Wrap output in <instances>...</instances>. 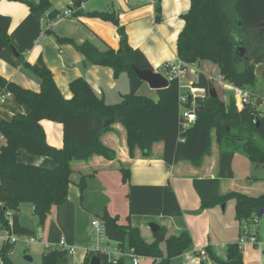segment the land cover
Instances as JSON below:
<instances>
[{
  "label": "trees",
  "instance_id": "obj_1",
  "mask_svg": "<svg viewBox=\"0 0 264 264\" xmlns=\"http://www.w3.org/2000/svg\"><path fill=\"white\" fill-rule=\"evenodd\" d=\"M83 1L75 0L77 5ZM23 2L37 18L48 16L55 20L59 14L49 0ZM160 12L159 7L157 21ZM77 16L111 23L120 36L119 46L101 51L91 42L77 44L73 39L60 37L58 41L72 44L92 64L111 68L116 78L127 73L130 91L122 96L119 103L109 104L85 79L78 78L70 83L72 98L67 99L47 67H34L27 61L23 62L25 68L41 82L39 92L0 76L3 94L14 95L16 101L28 109L24 114L0 119V132L7 141L0 151V231L7 230L20 237L34 236L33 231L19 223L21 205L31 204L34 215L44 226L54 206L68 198L74 161H89L94 156L109 161L117 158L116 152L102 141V136L113 132L116 124H121L126 130L132 157L136 149L148 157L153 146L162 142L163 157L168 165L186 161L200 166L211 153L215 135L221 148L242 149L257 167L264 168V114L259 108L260 97L254 95L252 101L245 105L240 104L235 97H231L229 102L223 101L219 95L211 97L209 91L214 85L205 74L199 73V81L195 85L204 88L207 96L197 99L196 123L184 130L178 80H172L168 88L157 91V101L138 94L144 83L134 73L132 66L140 70L154 69L146 55L129 44L126 27L121 24L118 13L82 11ZM181 18L184 27L178 34L177 54L182 62L187 65L201 61L213 62L218 66L223 81L239 89L254 88L259 79L264 80V0H190L188 12ZM10 25L11 19L0 15V55L5 49L13 50ZM50 32L48 29L47 33ZM240 44L247 49L248 62L236 52ZM186 107L190 108L191 104L188 103ZM43 120L63 125V148L48 144L41 124ZM260 141L263 146L258 144ZM21 150L50 158L54 167L21 162ZM121 172L123 182L129 183L130 170L122 166ZM87 180L88 177L83 176L79 183L82 194L87 187ZM230 200L235 202L236 219L242 230L245 225H259L262 218L260 212L264 209V194L249 196L241 192H229L203 200L202 208H213ZM8 213L12 214L10 218ZM100 218L109 241L122 248H132L138 255L152 258L153 264L158 260L159 264H171L173 259L181 257L193 247L188 232L170 236L165 227H160L154 240L148 242L140 228L121 224L119 216H113L105 210ZM163 244L165 252L161 247ZM14 245L5 241L0 249L2 264H15L10 257ZM206 252L209 259L217 264H244V252L239 242L228 245L225 259L210 248ZM96 255L101 264H110L105 254L93 252L89 253L84 264H90ZM69 257L68 249L51 247L43 255L41 264H69ZM124 263V260L119 261V264Z\"/></svg>",
  "mask_w": 264,
  "mask_h": 264
},
{
  "label": "crops",
  "instance_id": "obj_2",
  "mask_svg": "<svg viewBox=\"0 0 264 264\" xmlns=\"http://www.w3.org/2000/svg\"><path fill=\"white\" fill-rule=\"evenodd\" d=\"M49 1L53 9L62 11L74 0ZM160 8L159 21L153 9L148 6L133 7L125 4L115 10L108 7L92 11L117 12L121 24L126 27L131 47L140 49L154 71L161 73L164 64L178 60L177 38L184 27L181 16L188 12L190 0H162ZM0 15L11 19L9 35L17 53L5 49L0 55V76L6 80L39 92L41 82L33 72L25 68L23 62L27 61L34 67H47L67 99L72 98L70 83L78 78L85 79L109 104L119 103L122 96L130 91L127 73L116 78L111 68L92 64L72 44L58 41L60 37L73 39L77 44L91 42L101 51H106L108 47L117 48L120 36L111 23L97 18H65L54 21L51 32L47 33V20L35 17L25 2L16 0H2ZM190 68L205 74L217 91L220 89L226 92L227 96L224 93L222 96L218 94L223 101L227 102L228 95L234 93V87L223 81L218 66L213 62L201 61L190 65ZM216 73L219 74L218 79L215 78ZM187 76L189 80L193 77L189 71ZM247 89L258 97H264V80L259 79L254 88ZM138 94L158 100L157 91L146 83ZM27 110L12 94H6L5 100L0 101V119H10ZM41 124L48 144L63 148V125L49 120H43ZM102 141L116 152L117 158L109 161L94 156L89 161H74L68 198L54 206L44 226L40 225L34 215L31 204L21 205L19 223L33 231L38 241L31 243L27 238L18 241L31 245L34 253L32 261L26 260L27 256H21L23 247L17 249L18 242L15 243L10 253L15 264H31L37 257L41 264L48 248L61 247L62 241L66 249H74L69 264H84L94 245L95 229L91 223L98 221L103 225L100 216L105 210L113 216H119L121 224L140 228L143 237L146 232L151 234L152 239L148 242L154 240L149 225L156 223L165 227L170 236L188 232L193 247L187 252L197 248L207 251L210 248L217 256L226 258L228 245L237 243L243 231L236 219L235 202L230 200L233 202H227L225 208L219 205L203 209L202 201L229 192H241L249 196L264 194V168L257 167L242 149L221 148L215 135L211 153L200 166L186 161L168 165L163 157L162 142L153 146L150 156L146 157L141 150L136 149L132 157L127 145V133L121 124H116L113 132L104 134ZM6 144V138L0 132V151ZM19 160L26 164L54 167L50 158L31 155L26 150L20 151ZM122 166L130 170L129 183L123 182ZM83 176H87L88 180L82 194L79 183ZM198 211L200 213H195ZM256 230L259 244L243 248L244 264H264V220H260ZM0 237L4 245L5 238L1 234ZM117 246L116 243L112 247L110 243L112 249ZM161 247L165 252V245ZM181 258L182 264L200 262V259L186 262L183 255ZM147 261L148 264L154 262L152 258H146L141 264Z\"/></svg>",
  "mask_w": 264,
  "mask_h": 264
},
{
  "label": "built area",
  "instance_id": "obj_3",
  "mask_svg": "<svg viewBox=\"0 0 264 264\" xmlns=\"http://www.w3.org/2000/svg\"><path fill=\"white\" fill-rule=\"evenodd\" d=\"M2 0H0L1 2ZM22 1H33V0H22ZM89 0H84L80 5L74 1H71L68 6L64 8V10L59 11V14L55 18V20L50 19L48 16L45 17L47 20L46 28L51 29L54 21L59 19H74L81 18L82 16H77L79 12L86 11V5ZM125 1V0H124ZM131 2L130 6L133 7H151L154 11L155 17H157V8L161 7L162 0H129ZM161 73L170 81L178 80L181 94L179 98L180 108H181V118H182V126L183 129L186 130L192 127L197 120L196 116V106L198 98H205L207 96V91L204 88H199L195 85L196 82L199 81L198 74L195 70L190 68V65L185 64L179 58L177 61L172 63H166L162 67ZM191 72L192 79L189 80L187 73ZM187 80V83H186ZM234 94L236 100L245 105L252 101L254 94L245 89H239L234 87ZM6 98V94L0 95V101H4ZM261 102L259 108L262 110L264 114V97H260ZM190 103L191 107L187 108L186 105ZM11 213H8V217H11ZM95 229V237H94V245L91 248L90 252L93 253H103L107 256L108 262L110 264H119L120 260L131 261L132 264H141L143 260L147 257L138 255L134 249L122 248L119 245L116 248H111L109 239L106 236V231L104 225L100 224L98 221H94L92 223ZM0 234L5 238V241H9L11 243H17L19 240L28 239L29 242H37L38 239L34 236L30 237H20L14 234H11L7 230L0 231ZM239 246L244 248L246 245L257 246L259 244V240L257 237V230L255 226L249 227L244 226L242 235L239 239ZM61 247H64V241L61 242ZM69 255L74 253V249H68ZM97 256V255H96ZM183 257L186 262H196L197 259H200V262H196L197 264H201L203 261L201 259H208L209 256L205 249L197 248L190 252H185ZM0 264L2 261L0 260ZM156 264H159V260Z\"/></svg>",
  "mask_w": 264,
  "mask_h": 264
},
{
  "label": "water",
  "instance_id": "obj_4",
  "mask_svg": "<svg viewBox=\"0 0 264 264\" xmlns=\"http://www.w3.org/2000/svg\"><path fill=\"white\" fill-rule=\"evenodd\" d=\"M12 51L17 55L14 48ZM236 52L240 57L245 58L246 62L249 61V58L247 57V49L242 44L237 46ZM132 69L134 73L142 80V82L148 84L152 90H164L170 85L171 81L168 80L162 73L156 72L154 70H140L135 66H132ZM209 94L211 97H217L218 91L215 87H212L209 91ZM222 208H225V205H223ZM195 213L198 214L200 213V211ZM260 216H264V209L261 210ZM149 227L154 235L157 234L160 230V226L156 223H150ZM25 259L28 261H32V258L30 256L25 257ZM90 264H101V260L98 256H94Z\"/></svg>",
  "mask_w": 264,
  "mask_h": 264
},
{
  "label": "rangeland",
  "instance_id": "obj_5",
  "mask_svg": "<svg viewBox=\"0 0 264 264\" xmlns=\"http://www.w3.org/2000/svg\"><path fill=\"white\" fill-rule=\"evenodd\" d=\"M127 5V4H131V2L129 0H89L87 2V5H86V10L87 11H92V10H104V9H107L108 7L112 8V9H118V7L122 6V5ZM113 5H115V7L113 8ZM238 40V38H236ZM240 66H243V64H241ZM161 72V71H160ZM219 74L216 73L215 74V78L218 79ZM186 83H187V80H186ZM223 91L222 90H218V94L220 96L223 95ZM224 95L227 96V93L225 92ZM230 97H235V94L232 93L231 95H228L227 97V102H229L230 100ZM262 141V140H261ZM259 142L258 144L263 146L262 142ZM230 202H233V201H230ZM225 205V204H222V206ZM262 220H264V217L261 218ZM92 224V223H91ZM151 234H149L148 232L144 233V238L147 239V241H151ZM115 242H111V246L114 247L115 246ZM0 245L2 246L3 245V241L0 237ZM17 249H20L21 247H23L22 249V257L24 258V256H30L32 257V255H34L33 251L31 250V245H26L24 242H18L17 243ZM27 246V247H26ZM1 248V247H0ZM26 248V249H25ZM183 259L181 257H178V258H175L172 260V263L171 264H182V261ZM149 262L147 261L145 264H148ZM31 264H39V258L37 257V260H35V262H32ZM126 264H132L131 261L127 260L126 261ZM203 264H217L213 261H210V260H203Z\"/></svg>",
  "mask_w": 264,
  "mask_h": 264
}]
</instances>
